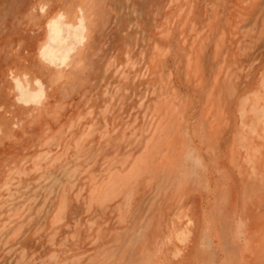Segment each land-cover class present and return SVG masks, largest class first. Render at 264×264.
Segmentation results:
<instances>
[{"label": "rangeland", "instance_id": "rangeland-1", "mask_svg": "<svg viewBox=\"0 0 264 264\" xmlns=\"http://www.w3.org/2000/svg\"><path fill=\"white\" fill-rule=\"evenodd\" d=\"M0 264H264V0H0Z\"/></svg>", "mask_w": 264, "mask_h": 264}, {"label": "clouds", "instance_id": "clouds-1", "mask_svg": "<svg viewBox=\"0 0 264 264\" xmlns=\"http://www.w3.org/2000/svg\"><path fill=\"white\" fill-rule=\"evenodd\" d=\"M46 8H47V5H42V6L40 7V12H41V13H44V12L46 11Z\"/></svg>", "mask_w": 264, "mask_h": 264}]
</instances>
